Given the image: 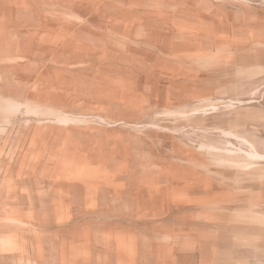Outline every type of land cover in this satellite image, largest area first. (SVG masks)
<instances>
[{
	"label": "rangeland",
	"instance_id": "rangeland-1",
	"mask_svg": "<svg viewBox=\"0 0 264 264\" xmlns=\"http://www.w3.org/2000/svg\"><path fill=\"white\" fill-rule=\"evenodd\" d=\"M0 264H264V0H0Z\"/></svg>",
	"mask_w": 264,
	"mask_h": 264
}]
</instances>
